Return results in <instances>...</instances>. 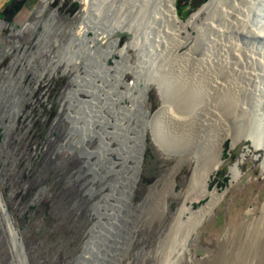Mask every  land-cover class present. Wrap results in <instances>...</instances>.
<instances>
[{"label":"rangeland","instance_id":"1","mask_svg":"<svg viewBox=\"0 0 264 264\" xmlns=\"http://www.w3.org/2000/svg\"><path fill=\"white\" fill-rule=\"evenodd\" d=\"M91 1L92 8L101 7L97 10L98 19H126L128 6L122 0ZM208 1L174 3L178 16L185 22ZM251 1V9L242 6L239 10L228 2L223 6L231 14L230 21L249 33L264 29V0ZM14 3L20 4V9L12 20L0 15V264H22L14 255L13 237L4 224V215L9 216L16 230L15 241L21 248L23 264H77L74 258L89 240L95 241L86 254L85 264L95 252L100 253L98 260L105 257L106 264H264V150L254 147L257 138L250 131L238 128L224 140L222 164L207 187L208 192L216 190L215 196H202L199 188L190 190L191 202L187 204H191L194 213L187 212L178 219L182 202L176 195L184 191L196 158L192 150L187 151L189 157L183 151V121L191 109L198 107V99L203 95L193 83V71L216 67L225 75L237 68L248 73L253 83L236 75L231 90L257 88L264 93V60L259 56L264 42L235 33L221 23L222 16L201 13L195 20L202 29L214 21L224 32L220 36L208 33L205 49L198 48L184 57L186 48L180 47L178 41L187 40L185 33L177 34L167 28L168 35L160 40L153 36L148 40L143 33L137 46L125 52L123 67L112 71L114 77H110L85 49L90 44L75 41L82 0ZM89 35L93 36V32ZM129 37L126 32L110 36L117 45L107 58L109 66L121 60L118 51L130 41ZM100 48L99 44L98 54L102 53ZM168 73L182 82L179 91L185 98L183 102L186 101L184 108L176 98L170 106L164 102L158 77H168ZM146 79L149 85L145 91L134 85V80ZM83 85L92 91L85 90ZM72 91L76 93L73 99L68 98ZM206 91L212 99L220 96L221 104L225 102V90L220 91L221 95L212 87ZM91 99L98 117L90 126L81 124L92 134L83 144L88 155L81 159L78 151L71 152L66 144L70 137L65 113H75L76 100ZM118 105L126 106V111ZM162 105L169 106L168 110L158 114ZM227 105L223 106L228 108ZM140 106L147 114L141 112ZM259 109L255 116L264 125V105ZM130 110L134 112L130 114L132 118L126 113ZM112 113L124 125L130 121L132 130L137 131L141 127L137 124L142 125L143 143L136 141L137 133L132 131L130 142L125 141L123 147H142L138 184L126 179L136 159L121 153L120 161L109 154L108 150L115 146L108 149L102 145L104 131H110L105 119L112 120ZM253 126L254 123L251 129ZM96 149L102 157L101 164L93 155ZM81 161L97 162L95 168L106 176L102 183L92 182L89 172L79 183L73 181ZM116 163L121 174L117 177L125 185L120 183L112 190L109 182L119 181L112 174ZM109 171L112 173L108 176ZM94 203L101 208L99 215L90 210ZM208 203L210 210L199 222L194 214ZM194 222L198 224L188 237L186 251L185 232Z\"/></svg>","mask_w":264,"mask_h":264},{"label":"bare ground","instance_id":"2","mask_svg":"<svg viewBox=\"0 0 264 264\" xmlns=\"http://www.w3.org/2000/svg\"><path fill=\"white\" fill-rule=\"evenodd\" d=\"M122 1H123V5L125 6L126 4L128 6L131 3L132 6L139 5V7L142 8L143 3L146 2L147 0H122ZM164 1H165L164 4L171 11L172 10L171 2H174V0H164ZM92 2L93 1L91 0H82L83 9L81 11V22L79 23L78 28H76L77 30L76 31L74 30L75 31L74 36L76 38L75 41H82V42L89 43L90 45L88 44L85 45V49H88L89 52L95 56L96 64H99L101 69L106 70L105 73L110 75V77H114V74H110V73L114 71L116 68L119 71L123 67L122 64L126 61L125 52L129 48H134L137 46L140 35L137 34L128 43H125V45L118 51L121 54V60H116L114 66H109L107 64V58L111 55V53H113L116 50V45H117L116 39H110V36L113 35L115 32L129 33V32L134 31V29L132 28L131 23L126 22L125 19L123 18L119 19V21L116 18L115 19L113 18V21L111 20L102 21L101 19L103 17L101 19H98L99 12H97V10H100L101 7L98 9L93 7L94 8L93 10ZM227 2L228 4H231V7L234 6L237 9L239 8V10L240 8H242V6H246V7L249 6L248 9L251 7V5L254 6V3L251 0H209L199 10L198 13L194 14L187 21L184 22L178 17L177 18L173 17L172 19L173 21L171 22L168 17H165V11L163 7L164 4L162 5L161 3H158V5L154 7L153 16L151 20L145 21V24H144L146 25L145 26L146 28L152 31L151 32L146 31L144 34L146 35V38H148V40L151 36H153L155 40H160L165 35H168V32L170 30L167 28H172L171 27V24H172L173 25L172 29L174 30V32H176L177 34H183V33L186 34L185 38L187 40L185 42L178 41V43L180 47L183 46V48H186V51L183 52L182 55L184 57L188 56L190 52L192 53L193 50H197L198 48L205 49L207 45V34L208 33L211 32L217 36L223 35L224 33L223 27H219L215 25L214 21L210 25L206 26V29H202L200 24L196 23L195 18L199 17L201 13H204V14L206 13L207 15L209 14L211 17H215V15L222 16L221 23L229 25L227 27L233 29L235 33L243 35L247 37L248 39L255 40L258 43H263L264 42V29L263 28H262L263 30L258 29L259 31H253L249 33V31L245 30L244 28H239L240 25L239 27H237L235 22L232 23V21H230L231 19L229 18L231 14L223 7L224 3H227ZM139 13L137 14V16L140 19H142L143 14L141 11H139ZM90 14H92V18H89ZM251 28H254V27H251ZM89 32H93V36H90ZM105 43L106 45L102 47V45ZM99 44L101 45V48L99 50V52H102L101 54H98L96 51ZM233 46H234V43H233ZM263 51L259 52L260 54L259 56L261 59L264 60ZM96 54L98 55V57ZM235 58L238 59L237 56H235ZM80 59L81 61H83V57H80ZM81 61L80 63H82ZM261 63H263V61H261ZM197 69L193 71V76L195 77L193 79V83L196 84L195 86H197V89L199 91L203 92V95H201L198 99L199 100L198 107L191 109L188 112L186 119L183 121V124H184L183 125L184 127L183 139L185 140V143H183V151L185 155L189 157L190 154L188 152L192 150L193 151L192 154H195L196 158H194L193 160L192 173L190 175L189 180L186 182V187L184 191L180 193H176V195L181 199V202H182V205L178 213V217H177L178 219L182 218L187 212L192 213V214L194 213L192 211L193 209L191 207V204H187V202H191V200L188 198V193L190 190L199 188L203 192L202 196H206V195L215 196L217 194L216 190H213L212 192H208L207 187H208V183L212 175L222 164V151H223L222 144L224 140H226V138L229 136L230 131H234L238 128L239 129L243 128V130L245 129L247 132L250 131L251 134H253L257 138L256 144H259V145L255 144L254 147L256 149H259V146H260L264 150V125L255 116L256 109H259L260 106L264 105V99H263L264 93L258 91L257 88L255 89H246V88L235 89L234 88V90H231L230 88V85L233 86L237 81L236 75L242 76L243 79L249 81L250 83H253L252 82L253 79H250L251 76L246 72L239 71L237 68H234L233 70L234 74L227 73L225 75L221 73L220 71L221 69L219 70L216 67H213L210 69L208 68L199 69V70ZM91 74L95 78H100L99 74L97 73H91ZM119 76L120 74L117 77ZM121 77H126V76H121ZM121 77H120V80H122ZM158 79H159V85L162 90L163 97L165 98L164 102L167 103V105H169V103L172 104L171 100L176 98L178 103L183 104V105L179 104V106L183 108L186 107L185 105L186 101L185 103L183 102L185 98H182L181 92L179 91L181 88L179 85H181L182 82H180L178 78H176L172 73H168V77L160 75ZM102 80H104V78ZM263 80H264V76H262V82ZM142 82L144 83L143 86H142ZM223 83H225L226 85H224ZM134 85L139 86V89L145 91L148 88L149 81L148 79H146L145 81L141 80L140 82L138 80H134ZM211 87L212 89L214 88V90H218L219 93L222 90L226 91L230 89L228 94H227V91L225 92L226 100L225 102H222L223 104H221L220 102V96L218 99H212L209 96L206 89L211 88ZM85 93H88V92L85 91ZM104 93L105 92H103V94ZM260 93H262L261 96H259ZM219 95H221V93ZM119 96L121 97L123 96V94L121 93L120 95V92H119ZM89 102L90 101H83L84 104H88ZM226 103L228 104L227 107L229 109L223 106ZM169 106L162 105L160 110L158 111V114L162 111H167ZM249 107H251V111L249 110ZM119 108L122 111H126L125 109H127L126 106H119ZM140 108L141 110L143 109L142 106H140ZM230 109H232V111ZM260 111L261 110L259 109V112ZM141 112H143L144 114H147V110H142ZM250 112L253 114H251ZM126 113L130 115V114H133L134 112L130 110ZM112 114H115V115H110L112 120L105 119V121L108 123L107 126L109 125L108 127L110 131H107V130L104 131L102 145L104 143L108 149L113 148L115 146L113 149L111 150L107 149V150L109 151L110 155H113L117 159L120 160V155H121V152L123 151L125 140L129 141L128 137L131 134L130 132L133 131L136 134L138 133L137 131H139L141 127H139V129L136 128L137 131L135 129L132 130L134 126H132L129 123L130 121L129 122L125 121L127 122V124L124 125L123 123L124 121L120 120V118L117 117L118 115H116V113H112ZM128 115L126 116V118L128 117ZM121 117L123 118L122 115ZM252 123H254L253 129H251ZM246 125L248 126L249 129L247 128ZM156 137L158 141L161 140L158 134ZM129 142L127 143L128 145H129ZM135 147L137 148V150L139 149V151L142 150V147H138V144H136ZM139 164H140V159L138 158V161L136 160V163L133 162V165L132 166L130 165L131 167H129L128 169L129 170L128 173L130 175L127 176V178L126 177L125 178L131 183L138 184L140 182V180H138ZM113 169L115 170V172H113L115 176L121 175L120 169L117 163L114 164ZM210 207H211V203H208L204 205L201 209L195 212L194 215H197L198 219L200 218L199 222H201V219L209 212ZM4 217H7V216L4 215ZM4 224H6V226L8 227L9 232L11 233V238L13 237V239L16 240V234H15L16 230L13 228V224L10 221V219L8 218L7 222H5ZM196 224H198V222L192 223L189 226V228L186 229L187 231L185 232V236H184L185 238L183 237L184 238L183 246L185 250L187 246L186 242L188 240V237L190 236V233L194 230V228L197 226Z\"/></svg>","mask_w":264,"mask_h":264},{"label":"water","instance_id":"3","mask_svg":"<svg viewBox=\"0 0 264 264\" xmlns=\"http://www.w3.org/2000/svg\"><path fill=\"white\" fill-rule=\"evenodd\" d=\"M158 3H161L163 5L165 3V1L164 0H147L146 2L143 3L142 8H140L139 5L132 6L131 3L128 5L127 16H126L125 21L131 23L132 28L134 29V31L128 33L130 35L129 40L133 39L137 34L142 37L143 33H145L146 31H150V32L152 31V30L146 28L145 27L146 25H144V24H145V21L151 20V18L153 16L154 7L156 5H158ZM171 4H172V10L171 11L173 13L168 9V7L165 4L163 5L164 11H165V17H168L171 22L173 21L172 20L173 17H175V18L178 17L179 19L183 20L177 14L175 3L171 2ZM139 11H141L143 14L142 19H140L137 16ZM171 27L173 28L172 24H171ZM83 86H84V89L92 91V88H89L85 85H83ZM74 91H76V90H74ZM74 91H72L71 93L68 92V98L73 99L74 96H76V93ZM91 100L92 101L89 102L88 104H84L81 100H76V103L73 104V107H75V110H76L75 113H71V112L65 113V122H69V127L67 128V134L70 137V140L68 142H66V144H67V146L71 152H74L72 149H76L78 151L77 155L81 159L85 158L88 155L86 150L83 149V144H84L86 139L92 137V134L89 133L88 130L87 131L84 130V128L82 127L81 124L90 126L91 123L97 122V117H96L97 111L95 113L96 104L93 101V99H91ZM78 124H79V127H76V125H78ZM137 125L141 126V128H142V125H140V124H137ZM140 131L141 130L139 129V133H137L135 135V139L137 142L141 141L143 143L144 139H143ZM125 141H127V140H125ZM99 147H101L100 144L97 148L98 150H99ZM97 149L95 150L93 155H96L97 161L101 160L100 161V164H101L102 157H101V155ZM121 153H124L128 157V159H131L133 161L135 159L138 161V156H140L139 149L138 150L135 149L134 146L125 148ZM94 163H97V162L95 161ZM94 163L88 162V161H81V164L76 171V175H75L73 181L79 183L81 180L84 179L86 173L89 172V173H91V176H92L91 177L92 182H94V183L95 182H98V183L101 182L102 183L103 178H105L106 176H103V174H101L100 171L95 168ZM111 173L112 172H110L108 174V176ZM115 177L117 180L119 179V181L115 180V182H112V183L109 182V186L112 188V190L117 188L120 185V183H121V185H125V183L120 178H118L117 176H115ZM90 191L93 192L94 190L92 188H90ZM100 209L101 208L97 203H94L90 207V210L97 215H99L101 213ZM8 218H9V216L3 217L4 222H7ZM91 238L94 239L93 236H91ZM16 239H17V237H16ZM94 241L95 240H89L88 242H86L82 246L80 252L74 258V261L77 264H85L84 260L86 258V254L90 252L91 247H93ZM11 244L13 247L15 257H17V259L19 261H21L23 264L20 246L18 244H16V241L13 239L11 241ZM99 254H100L99 252H95V254L92 255L91 259L88 261V264H106L105 259H104L105 257L104 258L102 257V258H100V260H98Z\"/></svg>","mask_w":264,"mask_h":264},{"label":"trees","instance_id":"4","mask_svg":"<svg viewBox=\"0 0 264 264\" xmlns=\"http://www.w3.org/2000/svg\"><path fill=\"white\" fill-rule=\"evenodd\" d=\"M19 9H20V4H15L14 1H12L1 15L5 16L6 19L10 21L17 14Z\"/></svg>","mask_w":264,"mask_h":264},{"label":"crops","instance_id":"5","mask_svg":"<svg viewBox=\"0 0 264 264\" xmlns=\"http://www.w3.org/2000/svg\"><path fill=\"white\" fill-rule=\"evenodd\" d=\"M14 0H0V15L9 6V4Z\"/></svg>","mask_w":264,"mask_h":264}]
</instances>
